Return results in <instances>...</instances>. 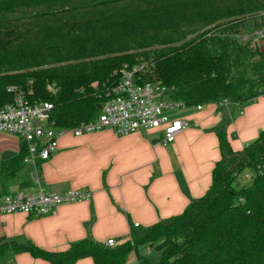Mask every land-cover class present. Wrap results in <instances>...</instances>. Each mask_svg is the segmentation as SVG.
<instances>
[{"label": "trees", "instance_id": "1", "mask_svg": "<svg viewBox=\"0 0 264 264\" xmlns=\"http://www.w3.org/2000/svg\"><path fill=\"white\" fill-rule=\"evenodd\" d=\"M263 34L264 0H0V109L21 93L52 105L67 129L96 119L103 91L123 71L158 84L187 108L264 96V52L243 37ZM49 87L52 89L49 90ZM212 184L182 213L115 248L82 240L63 252L0 241V259L29 253L49 264H264V130L234 152L221 131ZM26 144L0 164V186L22 179ZM249 173L252 180L241 184ZM141 232V234H136Z\"/></svg>", "mask_w": 264, "mask_h": 264}, {"label": "crops", "instance_id": "2", "mask_svg": "<svg viewBox=\"0 0 264 264\" xmlns=\"http://www.w3.org/2000/svg\"><path fill=\"white\" fill-rule=\"evenodd\" d=\"M186 123L175 141L163 146L161 132L116 136L110 129L58 141V150L39 164L42 186L62 194L87 191V201L60 206L52 216L0 215V241L48 252H63L82 240L104 247L130 238L132 224L147 229L182 213L203 197L220 159L218 134L223 131L234 152L243 150L264 130V96L242 110L235 105L185 108L172 114ZM16 136L0 134V164L19 154ZM18 184L1 188L14 193ZM0 264H49L29 253L9 252ZM76 264H93L85 258Z\"/></svg>", "mask_w": 264, "mask_h": 264}, {"label": "built area", "instance_id": "3", "mask_svg": "<svg viewBox=\"0 0 264 264\" xmlns=\"http://www.w3.org/2000/svg\"><path fill=\"white\" fill-rule=\"evenodd\" d=\"M140 70L141 67H135L123 71L120 80L104 89L96 119L73 128L54 127L50 122L51 104H30L21 93H15L13 104L0 109V134L14 135L19 143L26 144L23 164L30 185L14 193L0 194V215L52 216L60 206L90 199L91 194L87 191L71 190L57 194L46 191L42 186L39 164L56 153L59 139L67 134L81 137L110 129L116 136H125L140 131H158L161 132L160 144L163 146L175 141L186 128V123L173 119L172 114L187 107L173 100L170 90L163 86L137 83L134 76ZM49 90L52 89L49 87ZM227 105L230 104L226 101L219 104L220 107ZM193 108L199 111L202 107ZM242 178L246 184L252 180L249 173ZM132 227L137 229L139 225L134 223ZM117 245L114 240L105 243L108 248ZM133 263V257L126 262Z\"/></svg>", "mask_w": 264, "mask_h": 264}, {"label": "rangeland", "instance_id": "4", "mask_svg": "<svg viewBox=\"0 0 264 264\" xmlns=\"http://www.w3.org/2000/svg\"><path fill=\"white\" fill-rule=\"evenodd\" d=\"M243 39L245 40H250L251 42V49H259L260 51H263L264 52V38H263V34L259 33L257 36H253V37H243ZM245 107V106H244ZM243 108V107H242ZM242 108H240L242 110ZM22 179H29L25 173L22 174L21 176ZM240 183L241 184H246L244 181H243V178L241 177L240 178ZM144 229H139L138 231H143ZM136 234H141V232H138Z\"/></svg>", "mask_w": 264, "mask_h": 264}, {"label": "water", "instance_id": "5", "mask_svg": "<svg viewBox=\"0 0 264 264\" xmlns=\"http://www.w3.org/2000/svg\"><path fill=\"white\" fill-rule=\"evenodd\" d=\"M96 109H97V111L100 110V105L99 104L96 106Z\"/></svg>", "mask_w": 264, "mask_h": 264}]
</instances>
